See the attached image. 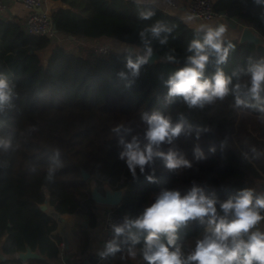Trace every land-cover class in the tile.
I'll list each match as a JSON object with an SVG mask.
<instances>
[{
    "label": "trees",
    "instance_id": "16d2710c",
    "mask_svg": "<svg viewBox=\"0 0 264 264\" xmlns=\"http://www.w3.org/2000/svg\"><path fill=\"white\" fill-rule=\"evenodd\" d=\"M60 1L62 5L50 12L56 32L112 38L123 42L124 49L85 58L56 44L44 64L38 51L49 45L50 38L28 34L19 23L0 17V79L11 89L9 100L0 106L2 252L29 247L46 258L31 257L26 264H58L51 234L56 223L39 206L46 193L57 212L83 214L89 228L98 222L92 185L101 193L106 188L122 189L116 209L129 220L141 215L164 190H178L184 196L195 187L217 199L218 215H223L220 203L243 189L264 195L257 185L264 179V91L259 100L248 91L249 70L264 61V42L222 35L227 58L217 64V57L210 56L204 74L211 78L222 70L231 79L229 94L202 108H189L182 97L168 96L167 81L189 65L188 57L195 55V50L189 51L191 42L203 43L208 30L195 29L150 2ZM214 8L264 40V0H214ZM149 11L155 14L142 18L141 13ZM156 26L161 28L158 36L151 31ZM148 49L160 59L140 64L134 74L128 61L137 63ZM236 85H240L238 92ZM237 97L242 103L237 104ZM154 113L170 118L173 127L182 125L178 136L154 146V151H174L177 158L191 162L190 168L168 169L162 158L154 156L143 172L137 165L133 174L126 157H121L133 138L147 143V118ZM196 149L202 154L199 157ZM82 169L89 174L87 179ZM260 211L264 216V209ZM207 221L204 217L203 222L196 219L180 225L169 250L178 247L186 258L198 240L211 235ZM132 234L139 239L134 245ZM146 235L135 228L122 233L115 240L119 250H106L105 256L134 248L138 264H147L143 259ZM160 242L167 245L165 235Z\"/></svg>",
    "mask_w": 264,
    "mask_h": 264
},
{
    "label": "clouds",
    "instance_id": "9594fccd",
    "mask_svg": "<svg viewBox=\"0 0 264 264\" xmlns=\"http://www.w3.org/2000/svg\"><path fill=\"white\" fill-rule=\"evenodd\" d=\"M154 14L149 11L141 13V16L150 19ZM151 31L158 36L161 28L156 26ZM225 31V26L220 25L216 30L207 31L203 43L198 40L191 42L189 51L195 50V55L188 57L189 65L177 70L167 81L169 97H182L189 108H202L205 103L214 99L223 100L229 94L228 85L231 79L226 77L222 70L218 69L211 78H206L204 74L210 56L214 54L217 57V64L223 63L227 58L228 48L223 47L222 41ZM148 54L151 55V49H148ZM146 60L147 57L139 59L137 63L129 60L128 67L133 69L135 74L140 64ZM249 71L251 82L248 91L259 100L261 91H264V61ZM234 90L238 92L240 85L234 86ZM10 94L8 83L0 79V106L9 100ZM236 102L242 103L238 97ZM147 123V143L141 147L139 141L133 138L132 143L126 145L127 150L121 153V157L127 156V165L133 174L137 165L143 172L144 166L151 162L154 156L162 158L168 169L190 168L191 162L183 156L177 158L174 151H154V146L158 147L166 140L171 142L172 137L178 136L182 125L176 124L173 127L170 118L159 113L147 118ZM196 155H202L199 149H196ZM217 202L214 196L207 197L195 187L184 196H181L178 190H164L137 218H125L123 225L112 227L116 237L124 233L125 229L132 228L147 233L143 251V259L147 264H264V232L251 231L264 220L260 211L264 209V195L255 196L253 189H243L220 203L223 215L217 213ZM204 217H208L211 235L198 240L191 254L182 258L178 247L174 251L169 250V246L175 245V233L180 225L196 219L203 222ZM162 234L167 238V245L160 242ZM131 238L133 245L139 242L135 234H132ZM118 250L114 238L107 245V253ZM107 253L102 252L100 256L103 257Z\"/></svg>",
    "mask_w": 264,
    "mask_h": 264
},
{
    "label": "crops",
    "instance_id": "0c3cea01",
    "mask_svg": "<svg viewBox=\"0 0 264 264\" xmlns=\"http://www.w3.org/2000/svg\"><path fill=\"white\" fill-rule=\"evenodd\" d=\"M7 2V11L1 18L20 23L28 14V11L20 3L19 0H5ZM139 2H150L162 10L164 3L162 0H135ZM62 5L60 0H42V9L51 12L57 6ZM185 8L181 7L176 15H178L189 26L195 29L216 30L218 26L224 25L226 31L222 35H230L240 40L244 28L249 29L254 35L258 37L257 42L263 43L261 36L250 27L242 24L236 18L231 20H222L217 22H201L197 19L188 17ZM203 26V27H201ZM109 45L114 52L124 49V45L117 43L112 38H89L84 36H69L64 33L56 32L50 38L49 45L38 51L41 61L45 64L51 52V48L56 45H62L65 50L78 54L82 57L89 58V47L93 44ZM120 49V50H116ZM97 204L98 222L94 228L87 227V218L80 213H60L55 210L53 205L45 203V210L54 218L55 228L51 234L54 239L61 241L64 244V251L62 257L57 260L58 264H91L89 257L93 256L98 259L97 264H138L139 256L137 250L132 248L118 254H112L110 258L100 256V253L106 252L103 247V232L102 224L107 209L111 206L109 204ZM259 225L264 227V222L260 221ZM3 238L0 239V264H26L27 260L23 261L17 257L18 252L4 253L1 250ZM19 259L20 263L16 261Z\"/></svg>",
    "mask_w": 264,
    "mask_h": 264
},
{
    "label": "built area",
    "instance_id": "2783aa9c",
    "mask_svg": "<svg viewBox=\"0 0 264 264\" xmlns=\"http://www.w3.org/2000/svg\"><path fill=\"white\" fill-rule=\"evenodd\" d=\"M24 8L28 11L27 16L20 21L21 28L28 34L47 36L51 38L55 30L53 28V21L51 14L42 9V0H19ZM164 7L162 11L165 13L176 15L177 11L183 7L186 10L188 17L197 19L201 22H217L218 24L222 20H230L233 17H229L225 11H218L214 8V0H162ZM8 5L5 0H0V17L7 11ZM178 16V15H177ZM109 45L106 44H93L89 47V56H108L112 54ZM89 57V58H90ZM46 200L41 203H48V193H46ZM40 204V205H41ZM39 205V206H40ZM126 215L121 214L116 205H111L104 216L102 224L103 232V247L107 250L108 243L112 242L116 236L114 233L113 225H123ZM211 228V226H209ZM132 229H125L124 233L132 231ZM57 246V253L60 257L63 255L64 244L61 241L54 239ZM80 264V263H73Z\"/></svg>",
    "mask_w": 264,
    "mask_h": 264
},
{
    "label": "water",
    "instance_id": "95a60500",
    "mask_svg": "<svg viewBox=\"0 0 264 264\" xmlns=\"http://www.w3.org/2000/svg\"><path fill=\"white\" fill-rule=\"evenodd\" d=\"M53 28L55 30L54 24H53ZM217 28H219V26ZM69 36L71 37V35H69ZM244 40H249V41H252V42L258 44L257 40L255 41V40L250 39L248 37H243L242 34H241V37H240L239 41H244ZM129 50H132V45L129 46ZM145 57H147L146 61L149 62V63H152V62L160 59V55L157 52H155V51L151 52V55L146 53ZM81 172H82L83 179H87L89 177V174L86 171H84L83 169L81 170ZM259 189L264 194V180L261 182V184L259 186ZM110 190L112 192H114V193L113 194L110 193ZM122 193H123L122 189H114L113 190V189H109V188H106L104 193H101V192H99L96 189V187L94 185L91 186V198L96 203H103V204H109V205H114V206L118 205L120 203V200H121V197H122ZM40 208L45 210V205L41 204ZM17 257L20 258L23 261H25V260H27L28 258H31V257L46 258L45 255L40 254L37 250H31L29 247H26L25 250H23V251H19L17 253ZM89 261H90L91 264H97L98 259L93 257V256H90L89 257Z\"/></svg>",
    "mask_w": 264,
    "mask_h": 264
},
{
    "label": "rangeland",
    "instance_id": "374dc122",
    "mask_svg": "<svg viewBox=\"0 0 264 264\" xmlns=\"http://www.w3.org/2000/svg\"><path fill=\"white\" fill-rule=\"evenodd\" d=\"M231 21H233L232 19H230ZM117 43H121V45H124L123 44V42H121V41H117ZM110 47V46H109ZM128 47H126L125 49H127ZM110 49H111V52H114V49H112L111 47H110ZM116 50H120V49H116ZM141 145V147H143V145L144 144H140ZM127 149H125V151H126ZM124 151V152H125ZM126 157V159H128L127 158V156H125ZM264 180V179H263ZM263 180H259L258 182H257V185L258 186H260V184H261V182L263 181ZM256 229H258L259 231H261V232H264V227L263 226H261V225H259V223L256 225V227H255Z\"/></svg>",
    "mask_w": 264,
    "mask_h": 264
},
{
    "label": "bare ground",
    "instance_id": "6f19581e",
    "mask_svg": "<svg viewBox=\"0 0 264 264\" xmlns=\"http://www.w3.org/2000/svg\"><path fill=\"white\" fill-rule=\"evenodd\" d=\"M242 36L243 37H248L250 39H253V40H258V37L256 35H254L253 33H251V31L247 28H244L243 31H242ZM110 193H114L110 190Z\"/></svg>",
    "mask_w": 264,
    "mask_h": 264
}]
</instances>
